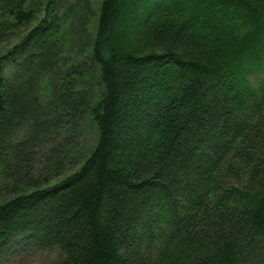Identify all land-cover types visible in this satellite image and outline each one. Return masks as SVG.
<instances>
[{"label":"trees","instance_id":"trees-1","mask_svg":"<svg viewBox=\"0 0 264 264\" xmlns=\"http://www.w3.org/2000/svg\"><path fill=\"white\" fill-rule=\"evenodd\" d=\"M43 2L40 17L0 0V43L20 39L0 56V173L13 181L0 264L19 246L55 250L53 264H264V0H102L92 50L64 79L62 6ZM86 121L96 145L53 184L61 141ZM52 142L50 173L31 177Z\"/></svg>","mask_w":264,"mask_h":264},{"label":"rangeland","instance_id":"rangeland-1","mask_svg":"<svg viewBox=\"0 0 264 264\" xmlns=\"http://www.w3.org/2000/svg\"><path fill=\"white\" fill-rule=\"evenodd\" d=\"M58 4L62 6L61 14L64 21V43L61 50V68L54 72L57 77L64 79L71 72L78 71L87 60L86 57L92 50V41L95 36L96 20L98 18V12L102 0H57ZM31 8H35L38 11L40 17L42 14L43 0H29ZM122 27V26H121ZM123 30L128 29L127 25H123ZM18 37H13L7 42L0 43V56L8 52L11 47L19 42ZM15 72L14 66L6 64L5 73L10 79ZM96 80V79H95ZM92 77L87 76L85 78L86 84L89 89L92 87L91 92H97L96 82ZM53 82L48 80L44 82L42 101L44 104H48L50 99L53 98L52 86ZM49 105V104H48ZM84 126L81 129L82 132L77 135L76 140H63L61 141L62 147L60 152L65 151V155L62 157L64 171L62 175L53 178L52 183L55 184L63 179L65 176L76 172L88 157L92 148L96 145L98 133L94 125L90 121L83 123ZM63 139V138H62ZM61 139V140H62ZM60 141V140H59ZM64 143H66V150L64 149ZM59 145V144H58ZM57 144L47 143L38 148L37 153L31 155L30 159L32 171H30L31 177H43L47 172L50 173V169L46 167L45 160L50 153L51 149L58 147ZM61 158H58V161ZM13 168L9 170L7 175L14 174ZM23 176V175H22ZM7 183H13L12 180H7L6 177L0 173V200L4 193ZM23 182L21 183V185ZM12 185V184H11ZM28 191V190H27ZM26 191V192H27ZM58 259L57 252L55 250H44L35 246H19L14 248L5 257L4 264H53Z\"/></svg>","mask_w":264,"mask_h":264}]
</instances>
